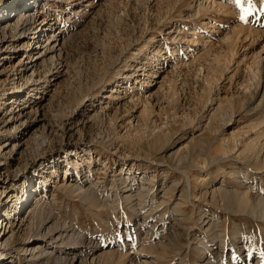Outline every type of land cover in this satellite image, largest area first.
I'll return each instance as SVG.
<instances>
[{"label": "rangeland", "instance_id": "1", "mask_svg": "<svg viewBox=\"0 0 264 264\" xmlns=\"http://www.w3.org/2000/svg\"><path fill=\"white\" fill-rule=\"evenodd\" d=\"M51 1L37 24L55 15L61 52L31 68V29L0 62V217L13 228L0 253L33 242L40 223L28 218L42 207L65 233L77 227L86 244L76 254L95 237L98 264H264V88L252 68L262 60L264 75V0L199 14L201 0ZM16 93L26 107L9 101Z\"/></svg>", "mask_w": 264, "mask_h": 264}, {"label": "bare ground", "instance_id": "2", "mask_svg": "<svg viewBox=\"0 0 264 264\" xmlns=\"http://www.w3.org/2000/svg\"><path fill=\"white\" fill-rule=\"evenodd\" d=\"M192 2L194 3L195 0H192ZM48 5L52 6L51 0H9V1L8 0H0V14L4 13L3 12L4 10L5 11L11 10V13L10 12H8L7 14L4 13L3 15L0 16V51L2 52L3 49L5 51L10 49V52H5L7 56H5V58H3V59H0V62L1 61H7V59H10V61H11L12 58H9L10 57L9 55H11V53L17 49L18 40L21 39V37L23 35H26V33L28 31H30L31 29H33V32L29 33L32 35L31 39L32 38L38 39V41H37L38 44L33 45L32 48H30V46H31L30 42L31 41H28V40L26 41L27 42V47H26L27 49H26L25 54H26V59L27 60L30 59L29 64H32L31 68H34L40 60H45L49 54H51L53 56V55L59 54L61 52V48H62L63 43H64V39H63L64 38V32L58 27L59 22H58V19L55 17V15L53 16V15L44 14L43 20L39 24H37L38 21L40 20V13L42 11H44V9H46V7ZM194 7H195V10H197V14H199L201 10L210 11V10L215 9L217 11L227 12L230 9V6L227 3H225L224 0H201L198 4H195ZM77 11H79V10H77ZM13 12H15V14ZM48 12H49V10H47V13ZM8 36L12 40L8 39ZM18 37H20V38H18ZM5 43H8V45H6L4 47ZM2 55L3 54L0 53V56H2ZM51 55H49V56H51ZM262 63H263V61L261 60L258 63V66H256V68L255 67H252V68L254 71L253 73H255V75L259 78L257 80L258 81L257 86H259V87L263 86V88H264V75L260 74L261 73L260 67H262ZM34 71H35V69H33L32 75L30 77L32 80H33ZM149 72H150V70H147L143 75L144 76H150L151 73H149ZM144 82H147V80H144ZM39 85L34 84L32 86L33 90L34 91L38 90ZM17 91H18V93H21L22 88L19 87ZM109 91L112 92L110 97L111 98L114 97L113 91H115V87H111V90H109ZM18 93L11 95V98H9V101L11 102L12 99L16 95H18ZM25 97L26 96L21 95V96L17 97L14 102H11V103H16L18 99L24 100L23 102L20 101L19 105L21 104V105H23V107H26L28 100L24 99ZM21 113H22V108L18 109L16 112L11 110L9 112L8 118L9 119H15L17 117H20ZM4 131L5 130L3 129L2 132H4ZM44 141L39 142L38 140H34L33 144H35L36 148L39 149L41 147V145L44 143ZM0 149H1V147H0ZM64 154H65V158H68L69 157V150H66V152ZM76 154H78V153L76 152ZM56 158L57 157L54 158V161H56ZM61 158H62V156H61ZM60 159H58V160H60ZM68 160H70V157ZM73 162H75V161L72 160L71 163L73 164ZM47 164H49V163H47ZM73 165L77 168L76 170H80L79 169L81 166L80 162L73 164ZM70 166H71V164H70ZM54 168H55L54 171L57 172L58 170L56 168H58V167L54 165ZM37 170H38V168H37ZM39 170L41 171V174L39 177L37 176L38 179L44 178V176H45L44 174L47 172L46 168H41ZM68 172H69V167H67V169L65 171L64 181L66 180L69 185H72L71 183H72L73 179H71V176L69 175ZM48 180L49 179H48V175H47V177H45V179H42L40 182H42L43 185L45 186L47 184ZM31 181H33V183H34V177ZM31 181L25 180L24 184H27L25 187L22 186L23 184L20 185V187H23V195L18 196V193L16 194V197H18V200L12 207L15 208V210H17L18 212L22 208H23V210H25V207H27L25 205L32 203L36 183L31 184ZM76 186H77V189H82L84 187L83 184H76ZM86 187L87 186H85L84 192H86V191L90 192V190H88L89 187L87 189H86ZM224 190H227V189H224ZM93 192H94V190H92V194H93ZM135 192H136V190H135ZM124 193H125L124 194L125 197H127L129 199H130V197L135 196V195H133L134 192L132 189H127ZM95 194H94V196H95ZM136 194H137V192H136ZM226 194L227 193L225 192L224 195H226ZM247 200H248V198H247ZM244 204H245V206H244ZM242 205L245 208H248L250 210H254V208L252 206L248 205L243 199L240 200L238 206H242ZM45 210L46 209H44L42 207H37L36 210L34 211V213H32V216L28 218L29 222H30L29 225H31V223L34 222V218L36 216L38 217L37 219H39L38 223H40V225L37 226V228L33 227V229H29V239H32L33 242L31 244L28 242L26 245H23L22 243H20L17 248L13 247L15 249V251H12L11 249H7V248L2 249L1 253H0V264H14L16 259H18V260L20 259L18 256H16L14 254V252H16L18 250L22 251V257L24 258L25 264H98L97 259L94 257L92 258V254L94 253L93 248H95L94 245L96 243V241L94 242L95 237H88V238H90L88 243H92V245L91 246L90 245H84L85 250H83L81 254H76L74 252V249H76L81 244H86L85 243L86 241L83 239V236H81L79 234L80 232L77 230V227L75 225H71V227H69L70 230L65 233L66 230L64 231V230H61V228H60L62 225L60 223V221L56 220V219L51 220L52 217L50 218V216H49L50 214L48 215ZM257 212H259V213L264 212V200H262L258 203V211ZM46 214L48 216H46ZM4 215H7V213L3 214V216ZM22 215H24V211L21 213L19 220L21 219ZM23 220H24V217H23ZM28 228H31V227H28ZM8 233H11L13 235L12 223H9V221L7 220L6 217L3 219L0 217V244L1 245H4V246L9 245V240L6 237V235ZM44 239H48L49 241L46 242V241H44ZM60 241H61V243H66V246L64 248H62L61 246L59 248H56V246H54L55 243H60ZM50 242H52V244L48 245V243H50ZM103 247L104 246H102V247L97 246V249L103 250ZM142 251H143V249H142ZM145 251H147V250H144V252ZM70 253L72 254L71 258L69 257ZM120 255H122V253ZM124 255H126V254H124ZM120 258H122V256H120Z\"/></svg>", "mask_w": 264, "mask_h": 264}, {"label": "snow or ice", "instance_id": "3", "mask_svg": "<svg viewBox=\"0 0 264 264\" xmlns=\"http://www.w3.org/2000/svg\"><path fill=\"white\" fill-rule=\"evenodd\" d=\"M237 2L239 3V0H237ZM242 20L244 19V17L243 16H241L240 17ZM233 259H235V257H233Z\"/></svg>", "mask_w": 264, "mask_h": 264}]
</instances>
